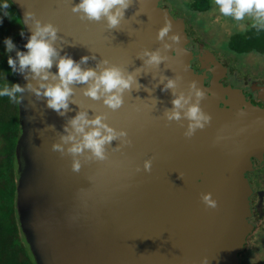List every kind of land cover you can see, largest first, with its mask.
<instances>
[{
	"label": "water",
	"instance_id": "1",
	"mask_svg": "<svg viewBox=\"0 0 264 264\" xmlns=\"http://www.w3.org/2000/svg\"><path fill=\"white\" fill-rule=\"evenodd\" d=\"M161 1L130 0L120 23L109 27L104 17L88 20L74 12L79 0H11L24 26L11 57L27 51L39 21L55 27L52 43L59 56L76 62L86 56L80 64L84 70L99 74L115 67L125 78L134 77L119 93L118 108L105 104L104 97L86 96L90 80L70 85L68 108L58 112L48 106L43 89L39 96L33 90L58 78L34 79L17 63L24 89L19 93L17 208L37 264H240L254 232L247 174L252 158L264 156V107L239 89L215 80L205 84L192 68L185 20L172 17ZM165 27L169 31L161 39ZM146 53H159L160 63H147ZM211 56L206 63L200 60L212 67L202 72L226 73ZM48 71L57 73L55 60ZM169 80L174 87H166ZM197 90L203 93L199 98ZM181 95L189 103L175 109L173 101ZM197 102L210 119L189 135L193 121L184 113ZM174 110L180 119L168 118ZM81 112L89 120L102 117L117 133L104 145V159L88 149L68 151L74 141L65 137L81 139L70 123Z\"/></svg>",
	"mask_w": 264,
	"mask_h": 264
},
{
	"label": "clouds",
	"instance_id": "2",
	"mask_svg": "<svg viewBox=\"0 0 264 264\" xmlns=\"http://www.w3.org/2000/svg\"><path fill=\"white\" fill-rule=\"evenodd\" d=\"M130 0H79V3L73 7V11L82 13V18L88 20L99 21L102 17L106 18L109 27H115L120 23V18L123 12L128 8ZM11 0H0V24L3 23V18L14 19L8 11L10 8ZM215 5L218 7L221 14L227 17H232L237 21H242L246 16H251L255 22L259 23L260 28H264V0H215ZM26 15L31 16V13ZM169 31L168 27L163 28L159 33V38L163 37ZM24 35L23 31L20 33ZM56 39V29L51 24L41 25L36 21L35 31L29 37L25 44L26 52L16 51V57H8L7 63L10 68L15 72L17 70V63L19 71L23 73L25 69H29L33 74V78H39L41 81H47L51 75L52 80L58 78L59 82L56 84L40 83L39 88L33 89L36 94L43 95L48 98V106L56 111L68 108V97L72 94L73 89L70 87L73 83H87L90 80L88 88L85 89L84 94L93 99L104 97V103L109 107L118 108L122 99L119 93L124 89L131 87L134 77L128 75L124 77L123 73L118 68H105L99 74L92 69H82L80 64L87 61L88 57H82L80 62L74 61L71 57L59 56L58 51L53 46L52 41ZM177 39V37H173ZM6 52L11 53L15 50V44L11 37L4 39ZM149 56L147 63L159 64L161 57L159 53H146ZM55 60L57 73L50 74L48 71L52 68ZM107 63V62H105ZM175 82L169 80L166 87L172 88ZM31 88V85H28ZM194 87V86H193ZM24 89L16 84L9 88L7 85L0 88V98L9 97L16 99L15 94L21 93ZM115 90V92L113 91ZM110 93V95H109ZM203 95L199 90L196 91V96L199 98ZM188 100L183 95L173 101L175 109H182ZM184 115L193 123L189 126V135L197 128H202L205 123L209 121V117L204 115L198 105L191 104ZM181 113L174 110L168 113L169 119H180ZM72 128L76 134L81 136L80 140H76L75 135L65 137V141H74L72 146L68 149L69 152L77 154L84 149H88L92 154L99 158L104 159V145L116 138L117 133L114 129L102 122V117H96L93 120L87 119L86 113H78L71 121ZM90 127L85 131L86 127ZM119 135H125L121 132ZM54 147L59 148V145ZM79 163L74 164V168H79ZM145 167H149L148 164ZM205 202L210 206H215L214 202L208 196L204 197Z\"/></svg>",
	"mask_w": 264,
	"mask_h": 264
},
{
	"label": "trees",
	"instance_id": "3",
	"mask_svg": "<svg viewBox=\"0 0 264 264\" xmlns=\"http://www.w3.org/2000/svg\"><path fill=\"white\" fill-rule=\"evenodd\" d=\"M194 8L210 10V2L197 1ZM14 19L3 18L0 24V88L18 83L16 73L7 63L11 53L6 52L4 39L11 37L15 44L24 26L15 6L8 10ZM239 56L252 53L264 56V28L251 26L233 34L228 43ZM16 99L0 98V264H37L30 245L23 233L18 208L17 187L19 163L18 142L21 136L19 93Z\"/></svg>",
	"mask_w": 264,
	"mask_h": 264
},
{
	"label": "flooded vegetation",
	"instance_id": "4",
	"mask_svg": "<svg viewBox=\"0 0 264 264\" xmlns=\"http://www.w3.org/2000/svg\"><path fill=\"white\" fill-rule=\"evenodd\" d=\"M197 1L204 2L206 0L188 1V9L182 10L172 5L168 0L161 1L162 9L169 11L175 19H184L186 22L187 32L190 38L188 50L193 53L194 57L192 61L193 70L198 75L205 78V84L208 87L215 80L214 84H219L220 82L225 87L231 86L232 88L239 89L244 93L248 101L252 102L254 105L264 107V102L260 100V88L264 87V69L258 67L259 70L255 72L252 67V70H249L247 67L239 66V55H237L232 46L228 44L233 34L242 32L248 27H251L248 25L251 24L248 18L252 17H245L247 19V24L241 23L243 26L242 29L227 32L230 37L227 44L222 46L220 43L209 45L208 38L202 35L203 32L195 21L200 15H210V11L216 12V9L217 12L220 11L218 7L214 5L215 0H209L211 6L210 10L199 11L194 8V3ZM213 19L220 20L219 16L216 18L213 17ZM247 25L248 27H246ZM257 25H259V23ZM209 40H212L210 36ZM214 40L215 38H213V43L215 42ZM211 55H214L224 68L227 69L226 73L217 70V75L215 77L212 72H202L205 67H210V63L203 65L200 60L204 59V63H206V56L212 58ZM246 56H244L245 60ZM234 65L236 66L235 68L233 67ZM210 68L212 69V67ZM221 106H223V104H221ZM252 162L253 170L247 174V178L253 189V196L251 199L253 213L250 221L254 226V232L248 237L245 251L241 255L240 264H264V156L260 161L257 158H252Z\"/></svg>",
	"mask_w": 264,
	"mask_h": 264
},
{
	"label": "rangeland",
	"instance_id": "5",
	"mask_svg": "<svg viewBox=\"0 0 264 264\" xmlns=\"http://www.w3.org/2000/svg\"><path fill=\"white\" fill-rule=\"evenodd\" d=\"M172 5H175L178 9H188L187 4L189 3L188 1H193V0H168ZM212 1V0H211ZM215 5V1H214ZM210 15H200L196 19V23L199 26L200 30L203 32L202 35L208 38V43L209 45L212 44H219L225 45L228 43L229 34L227 33L228 31L233 32L237 31L239 29H242L243 24H247V19L245 18L242 21H237L233 19L232 17H227L221 14L220 12L210 11ZM216 18L219 16L220 20H214L213 17ZM250 26L257 25L258 22H255L253 18H248ZM248 25L246 27H248ZM197 26V27H198ZM245 29V28H244ZM209 36L212 40H209ZM213 38H215V42L213 43ZM239 66H244L245 68L247 67L249 70L254 69L255 72H257L259 69H264V56H261L260 54H255L252 53L248 56H246V60L244 59V56L239 57ZM238 66V67H239ZM234 68L236 67L235 65L233 66ZM252 67V68H251ZM259 257V256H258Z\"/></svg>",
	"mask_w": 264,
	"mask_h": 264
}]
</instances>
